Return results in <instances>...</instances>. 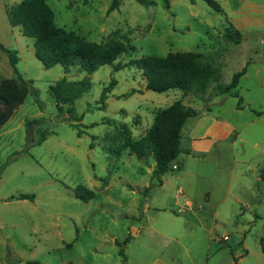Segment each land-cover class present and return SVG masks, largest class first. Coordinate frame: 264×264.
Masks as SVG:
<instances>
[{
  "label": "rangeland",
  "instance_id": "1",
  "mask_svg": "<svg viewBox=\"0 0 264 264\" xmlns=\"http://www.w3.org/2000/svg\"><path fill=\"white\" fill-rule=\"evenodd\" d=\"M113 1L47 3L58 27L89 42L127 35L136 52L115 63L125 67L118 72L113 66L93 74L47 70L32 39L13 40L31 93L0 129V264H264V0H214L221 13L204 0H168L170 9L163 0H149V7L124 0L109 14ZM170 53L203 55L219 69L223 87L249 64L235 91L242 109L239 98L221 95L217 84L203 96L147 91L142 71L131 63ZM7 72L0 68V80ZM64 78L91 83L74 106L64 107L74 108L80 122L64 121L50 94ZM111 82L116 86L102 109ZM186 96L197 116L220 120L233 133L212 143L205 128L190 147L185 131L181 149L192 156L183 152L181 171L166 174L165 186L145 195L157 184L155 162L138 160L126 145ZM34 120L43 121L37 140L42 132L51 135L28 148L26 123ZM80 187L95 199H78ZM21 194L34 195L35 202L13 200Z\"/></svg>",
  "mask_w": 264,
  "mask_h": 264
},
{
  "label": "trees",
  "instance_id": "2",
  "mask_svg": "<svg viewBox=\"0 0 264 264\" xmlns=\"http://www.w3.org/2000/svg\"><path fill=\"white\" fill-rule=\"evenodd\" d=\"M123 1L114 0L108 13L119 10ZM135 1L143 7H149L152 4L149 0ZM163 1L166 9H170L169 1ZM204 1L216 12H222L221 6L214 0ZM6 12L10 26L13 29L19 28L24 37L34 41L35 56L47 70L61 66L66 74L75 68L93 74L104 66H113L114 71L118 72L125 67H122L121 64L115 65V63L123 56L136 52V48L127 35L122 36L121 40L112 39L105 44H96L89 42L80 34L67 32L58 27L55 12L47 0H24L20 4L8 7ZM236 35L238 36V34ZM229 37H232V34ZM0 51L8 57L16 76L13 79L0 80L1 129L14 116L18 107L25 103L31 93V88L30 82L26 81L18 71L20 61L18 51L6 48L2 44H0ZM130 66L142 71L147 84L146 90L158 94L180 91L185 95L203 96L212 85L217 84L221 95L239 98L235 91L242 78L247 74L246 66L233 76L230 85L223 87L219 85L221 82L219 69L205 61L203 55L194 53H170L165 57H146L133 61ZM115 86L116 82H111L109 87L104 90L101 97L102 109L106 108L105 102L108 99V94ZM90 89L89 80L69 82L66 78L50 87V94L56 102L59 115L64 117V121H81V118L76 117L74 108L65 111L64 107L74 106L75 102ZM242 105L243 99L239 98L238 109H242ZM197 115L198 112L185 106L183 101L175 102L170 108L156 114L154 124L145 136L126 145L138 160L146 163L149 159L154 160L156 166L152 180L157 184H152L153 187L161 186L162 177L174 171L173 164L182 154V132L189 121ZM42 123L43 121L39 120L26 123L28 148L41 145L51 135L42 132L41 137L36 139V133L41 132L38 126ZM72 127L76 128L75 125ZM81 135L82 133L79 132L78 136L81 137ZM18 156L19 154L14 155L11 161H15ZM152 186L145 189V195L152 189ZM78 192L80 193L76 194L77 198L83 201H91L96 197L94 192L81 187ZM35 199V196L31 194H21L13 198L16 201L29 202H35ZM117 245L121 247V244L117 243ZM261 245L264 255L263 241H261ZM119 253L122 257L125 256L122 249Z\"/></svg>",
  "mask_w": 264,
  "mask_h": 264
},
{
  "label": "crops",
  "instance_id": "3",
  "mask_svg": "<svg viewBox=\"0 0 264 264\" xmlns=\"http://www.w3.org/2000/svg\"><path fill=\"white\" fill-rule=\"evenodd\" d=\"M5 1H7V0H0V44L5 46L6 48L15 50L16 49L14 46L15 42L13 40H15V38L18 39L19 36H22V32L19 28L13 29L10 26L8 18H7V12H6L7 6L5 4ZM13 5H17V4H11V7ZM16 34H18L17 37L15 36ZM16 50H18V49H16ZM2 67L4 69H6L7 71H9L5 74L6 79H13L14 73H12V71H11L9 59L4 53H2L0 51V68H2ZM185 99H186V101L183 102L184 105L191 108V105L188 101L189 98H187V96H186ZM191 109H193V108H191ZM208 111H210V110H208ZM198 118L200 120H197ZM191 120H195V121H191ZM191 120L189 121L188 125L186 126V128L182 132V137H183L182 141L184 140L185 131L187 132L186 139L191 141L190 147L193 146L192 141L198 140L199 139L198 137H200L199 136L200 132L205 128H206V133L208 134V138L211 140L212 143L222 141L223 139H225L227 137V135H231L233 133V128H231L229 126H225L220 120H212L209 117L200 118V116H197ZM181 145H182V143H181ZM194 149H196V148H194ZM183 152L185 154H187V156H189V157L192 156L191 150H185V151L182 150V153ZM178 160L173 165L178 167V170H176V171H181L182 164L180 162H178ZM154 170H155V167H154ZM154 170H152V171L154 172ZM153 172H152V175H153ZM173 172H175V170ZM164 186H165V184H163V181H162V185L157 186V187H164ZM149 187H151V186H149ZM181 197H183L182 194L180 195V198ZM178 200L179 199H177V201ZM24 202H28V201H24ZM176 205L179 206V203L177 202ZM144 207H146V206L144 205L143 209H144ZM146 212H147V209H144V213H146ZM136 218L139 222L140 220L138 219V217H136ZM132 227H134V225ZM111 240L113 241V244L117 245V243H118L117 237H112Z\"/></svg>",
  "mask_w": 264,
  "mask_h": 264
},
{
  "label": "built area",
  "instance_id": "4",
  "mask_svg": "<svg viewBox=\"0 0 264 264\" xmlns=\"http://www.w3.org/2000/svg\"><path fill=\"white\" fill-rule=\"evenodd\" d=\"M173 170H178V167L177 166H173ZM227 241H229V238L228 237H225L224 239H223V242H227Z\"/></svg>",
  "mask_w": 264,
  "mask_h": 264
}]
</instances>
